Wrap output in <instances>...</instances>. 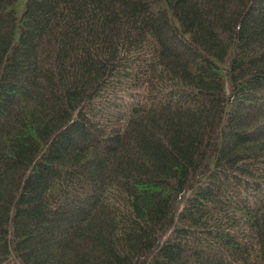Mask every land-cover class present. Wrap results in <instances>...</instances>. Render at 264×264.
Here are the masks:
<instances>
[{
	"label": "trees",
	"instance_id": "obj_1",
	"mask_svg": "<svg viewBox=\"0 0 264 264\" xmlns=\"http://www.w3.org/2000/svg\"><path fill=\"white\" fill-rule=\"evenodd\" d=\"M0 264H264V0H0Z\"/></svg>",
	"mask_w": 264,
	"mask_h": 264
}]
</instances>
